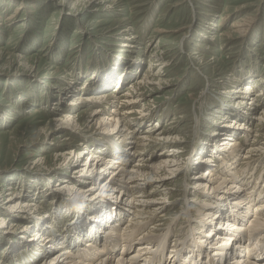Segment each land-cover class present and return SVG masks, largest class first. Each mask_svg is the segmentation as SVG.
Instances as JSON below:
<instances>
[{
    "label": "rangeland",
    "instance_id": "rangeland-1",
    "mask_svg": "<svg viewBox=\"0 0 264 264\" xmlns=\"http://www.w3.org/2000/svg\"><path fill=\"white\" fill-rule=\"evenodd\" d=\"M110 5L112 7L108 9ZM239 19L249 25L245 33L231 29V25ZM130 27L134 28L131 37L137 36L133 44L127 40L129 34H122ZM227 32L231 33L224 35ZM135 44L137 47H133ZM130 55L138 60L140 68L119 85L113 81L107 87L110 91L121 87L120 93L128 92V84L132 80L143 77L147 70L156 78L153 74L161 70L158 84H149L143 90L146 107L142 101L137 107L147 108L143 110V113L147 112V117L144 116V121L139 125L140 130L133 135L139 136L149 125L158 123L166 126L167 122L178 119L172 131L183 135L185 152L179 153L177 157L183 168L190 164V160L195 164L187 166L184 176L181 174L170 179V187H153L156 184L154 181L146 187L147 194L156 192L157 198L151 200L154 204L150 207H159L155 219H160L163 227L169 224L168 230L173 229L168 242H165L166 250L162 256L171 260L170 252L174 251V264H185V259H176L179 248L176 241L182 236L199 237L208 227L207 223L203 226V220L199 217L202 213H198L201 199H232L236 191L229 186L234 183L236 187H241L240 183L235 182L236 179L232 181L226 176L222 177L227 182L215 189H205L206 192L195 187L193 182L196 179L186 182V176L202 175L204 171L216 169L218 165L219 170L225 169L220 164L227 163L226 158L219 151L223 139L240 140L242 145L240 152L235 153L236 159L229 162L234 170H238L237 174H233H245L247 182H251L249 191L253 190L256 181L257 185L262 186V194L256 202L250 199V205L264 201V151L251 157L244 154L248 148L264 142L258 136L264 134V126H255L251 131L242 127L250 120L255 123V115L264 109V0H0V220L7 218L3 224L0 222V264L2 261V264H29L36 260L34 264H42L60 252L54 249L59 244L57 240L47 247L45 243L49 253L40 259L36 256L37 250L26 252L25 247H11L13 242L17 245L16 241L22 236L36 237V222L47 224L59 233L69 232L75 219L82 218L86 214L84 212L91 215L93 207L96 209L110 203L117 208L126 204V198L122 199L123 194L119 190L107 188L109 184L104 182L111 175L101 171L100 165L96 168L99 177L94 189L90 185L96 180L83 183L81 177L72 172L87 161L92 146L90 138L107 133H112L109 137L118 140L127 148L128 155L134 156L125 163L126 169H130L137 159V154L133 153L135 137L131 135L127 138L124 134L115 133L118 131L113 129L115 126L112 124L91 126V123H86L88 114H81L83 117L80 122L84 125L76 132L81 133L80 137L74 138L73 144H68L66 137H69L70 130L59 133L51 120L54 115L64 113V108H75L76 115L84 109L89 110L87 101H74L77 96L91 92L87 90L90 86L82 79L96 71H104L106 66L121 58L127 56L128 60ZM157 59L167 64L153 66L150 60ZM250 77L255 80L252 82L253 89L261 94L260 103L253 106L249 102L250 98H243L240 93ZM60 90L71 92L64 94L61 99ZM244 102H248V105ZM231 105L241 107L242 113L236 109L231 112ZM110 108L108 106L106 112H110ZM135 113L134 118H137L141 112ZM180 115H184V119ZM208 137L211 140L203 146L205 151L200 161L197 150L201 151V143L208 141ZM98 141H105V138ZM80 144L83 147L88 144L89 147L79 159V165L67 164L73 160L74 153L82 148ZM166 144L158 142L156 148L160 155L157 159L170 156L166 148L173 145ZM112 169H115L114 166ZM64 173L73 176V180L67 179L79 180L80 185L68 186L67 179L61 178ZM165 193L168 196L166 199L163 198ZM11 197L15 199L10 201ZM163 200H166V206L161 209L160 202ZM17 201H26L29 207L22 204L21 207L13 208ZM245 205L248 206V203ZM203 206L204 212L211 208ZM122 209V228L120 231L115 230L119 235L128 218L133 216L131 206ZM255 209H251L252 212ZM220 210L219 222L228 221L225 213L228 211ZM252 212L240 224L249 226L250 217H254ZM229 217L232 218L230 214ZM152 225L153 222H148L143 232L146 234L148 229H155ZM223 226H220L221 230L225 231ZM115 227L120 228V225ZM105 229H98L104 240L111 237L108 232L105 233ZM227 229L237 234L232 231L236 227ZM217 232L212 233L211 240L216 241ZM44 235L41 232L38 236L41 242ZM119 235L114 237L120 242ZM142 239L135 235L129 254L124 244L126 241H122L109 251L105 252L104 248L103 253H97V248L93 247L92 250L97 254L91 262L86 256L79 258L77 255L74 259L81 264H97L104 255L114 252L113 263L116 264L120 252L127 258L138 249L140 243L145 242ZM88 240V237L84 238L77 247L82 250ZM221 241L220 237L217 242ZM233 243H238V246L243 244L237 239ZM216 245L203 254L206 256L218 251ZM162 248L157 247L150 257L157 255ZM238 248V252L243 255L242 247ZM215 258L216 261L219 259L218 256ZM207 259L208 255L205 261ZM66 262L61 264H69ZM260 262L264 264L263 259Z\"/></svg>",
    "mask_w": 264,
    "mask_h": 264
},
{
    "label": "bare ground",
    "instance_id": "bare-ground-1",
    "mask_svg": "<svg viewBox=\"0 0 264 264\" xmlns=\"http://www.w3.org/2000/svg\"><path fill=\"white\" fill-rule=\"evenodd\" d=\"M110 7L112 6L110 5L107 8L109 9ZM232 28L234 30H239L242 33H245L247 30H249V25L244 24V22H242V19H239L231 25V29ZM133 29L134 28L130 27L128 29H125L122 33L124 34V36H127V34H129V36H127V40H129V42L132 44L136 43L134 41V37H137H131V35H133ZM230 33L231 32H227V34L224 35H228ZM124 45H127V43H125ZM133 47H137V45L135 44L133 45ZM157 53L155 55L158 57L159 54ZM126 58H121L115 63L109 64L105 67L104 71L102 70V72L96 71V73H92L91 76L86 77L84 80L82 79V82H85L90 86L87 90L91 92L88 95H81L79 97L77 96L74 101L75 103H78L80 101H87L88 106H90L89 110L84 109L81 113L76 115L74 113L75 108H64V113L54 115L51 120L52 122H54L56 128L59 129V133H66L65 130H70L68 131L69 137H66V140L69 141L67 142L68 144H73L72 140L74 138L80 137L81 133L77 134L76 132L79 131L78 129H81L84 125V123L80 122L81 118L83 117V115L81 114H88V119L86 120V123H91V126L95 124H112V126H115L113 127V129H117L118 131L115 133H120V135L124 134V137L127 136V138L131 137V135L132 137H135L134 141L136 147H134L135 150L133 153L137 154V159L130 169H126L125 163H128L134 156L128 155L129 151H127V148L120 144L118 140L109 137V135L112 133H107V135H94L90 138L92 140V146L90 147L91 152H89L88 154L89 157L87 158V161L84 164L80 165L77 169L73 170L74 172H72V174L76 173V175L80 176L83 183L92 182L93 180H96L95 183L90 185V187L94 189L96 187L93 186L98 183L99 177V175H97L96 168L100 165L101 171H104L105 173L111 175L110 177H107V180H105L104 182L109 184L107 188L115 191L119 190L120 194H123L122 199L126 198V204H121L117 208H115L114 205L110 203L103 204L102 206L97 207L96 209L95 207H93L91 215H87V212H84L86 214L83 215L82 218L75 219L74 225L69 232L63 231L62 233H59L58 230H52L47 224L44 225L39 222H36V228L38 230L36 237L25 238V236H22L20 237V240L16 241L17 245H15V242H13V245L11 247H25L26 252H35L37 250L36 256L38 257V259H40L45 257V255L49 253V249L47 250V248H45V243L47 247L48 244L54 243V241L56 240L59 241V244L54 249L60 250V252H58L51 259L44 261V263L42 264H61L66 260L68 261L66 263L69 264H81L78 263V261H75L76 258L74 259V257H76L77 255L79 258L84 256L89 257V260L91 262L96 259L97 253L104 252V248L105 252L109 251L115 245L121 244L122 241H126L124 242V244L126 243L127 254H129L130 249L133 245V239L135 235H138V237L140 236V238L142 237L145 242L140 243L138 245V249L135 250L136 252L134 251V253L130 256H127V258L123 257L120 252L121 256H118L119 260L116 264H156L157 262H159L160 264H170V262L172 261V264L175 263L174 251L170 252L169 257H172L171 260L167 259V261L162 256V254L166 250L165 242H168V237L171 233H173V229L168 230L169 224L166 227H163L164 224L160 223L161 220L155 219V216H157V214L155 213L157 211V208L159 207H155L154 209H150V207L154 204V199L157 198L155 196L156 192H148L147 194L146 187L151 184L152 181L156 183L153 187H170L169 181H171L173 178L178 177L181 174L182 176H184V172L187 169V166L190 167L191 164H193V160H190V164H187L183 168L182 164H180L179 162V156L177 157L179 153L185 152V139H183V135L176 134L174 131H172L173 127H176L174 126V122L177 123V118V120L175 121L172 120L170 123L167 122L168 125L166 126H162L161 124L159 125L158 123L153 126L149 125L143 130L142 133L139 134V136L136 137L135 135H133L135 131L140 130L139 125L144 121V116L147 117V112L143 113V110L147 108L142 109L137 107V104H139L141 101L146 107L147 101H145V93L143 90L149 84H158L157 81L160 80L158 75H160L161 70L157 71L156 74H153L156 76V78H153L151 72L147 70L143 77H138L128 84V92L124 91L120 93L119 90L121 89V87H118V90H115L114 92L110 91L109 89H107V87H109L113 81L119 85L123 82V80L126 81L129 77L133 76V74L140 68V63L135 57L130 55L128 56V60ZM150 63L153 64V66H162L166 62L164 60L157 59L154 61L150 60ZM151 67L152 65H150V68ZM253 78L254 77H250L245 86L243 88L241 87L242 89H240V93H242L241 96L243 98H250L249 102L251 103V106L258 105L261 101V94H257L256 90L253 89L252 82L255 81L253 80ZM72 86L75 87L74 85ZM69 90H71V87L69 88ZM59 92L62 93L60 95L62 99L64 97V94H68V92L71 91L62 92L60 90ZM245 100L246 99H242V101ZM57 104H59V102ZM94 104L96 105L94 106ZM244 104L248 105V102H244ZM108 106L111 107L110 112H106V108ZM57 108H59L58 105ZM235 109L242 113L241 107L237 108L236 106L231 105L229 108L231 112ZM148 111H150V108ZM135 112H141L137 118H134L136 114ZM150 115H152V113H150ZM255 116V123H251L250 120L249 123L242 124V127L245 128L247 131H251L255 128V126H264V109L258 112V114H256ZM179 117L183 118L184 115H180ZM86 126H88V124H86ZM258 136H261L262 139H264V134L261 133L260 135L258 134ZM103 138H105V141H98L99 139ZM106 138H108V140ZM210 140L211 139H209L208 137V141L205 140L201 143V151L197 150L200 161H202L201 154H203L205 151V149H203V146H206V143H208ZM239 141L240 140H228V138H225L220 142L219 145H222V147H219V151L222 155L225 156V160L227 162L225 164H220L222 165V167L224 166V170H219L218 165V170L216 167V169L204 171L202 175L190 176L189 178L186 176V182H189V179H196L193 184H195V187L200 190H211L215 189L216 187H220V185H222L221 183L227 182L226 178H229L232 181L236 179L235 182L240 183L241 187H236L234 183L229 186L230 189L236 191V195H232V199L230 198L228 200H215L208 197L201 199L202 204L201 208L198 209V213L202 212V215L200 214L199 217L203 220V226H205L207 223L208 227H206L205 231L200 234L199 237L191 238L189 236H182L176 241V244L179 247L177 250L176 259L179 258V261H181V258L185 259V264H191L192 262H194V264H263L260 261L262 259L264 261V201L258 202L254 204V206L252 204L250 205L249 203L251 200L253 202H256L257 197L262 194L263 189L260 188L262 186L257 185L256 181L253 190L249 191L250 187L248 186H251V182H247L245 174L244 176L243 174L236 176L233 174H237L238 170H234V168H232L233 166H231L229 162L234 161L236 159L235 153H239L242 149V145ZM158 142L165 144L167 143L166 145H173L170 147L168 146V149L166 148L167 153L170 156L160 157L157 159V157L160 155L158 154L156 148ZM85 143L87 142L85 141ZM81 147V149H78L79 151L77 150L74 153L73 160H70L67 164L79 165V159L86 154L85 149H87L89 146L87 144L85 147ZM263 151L264 142L262 141L258 146L248 148L247 152L244 154L250 155L251 157V155H260L261 153H263ZM230 154H233V157H231ZM122 161L124 162L121 163V165H118L119 162ZM196 161L199 162L198 159H196ZM219 162L221 163L222 161ZM113 166L115 169H112ZM228 174H231L232 176ZM222 176H226V178ZM61 178H70L73 180V176L69 174L65 175V173ZM70 179H67L66 182L68 186L69 184H74L73 186H77V184L80 185L79 180L72 181ZM163 198H168L166 193L163 194ZM9 199H11L10 201H13L15 198L11 197ZM21 202L22 201H17L13 208H16V206L19 205V207H21L22 204H25L26 207H29V204L25 203L26 201L22 203ZM160 203H162L161 209H164L166 206V200H163ZM245 203H248V206L245 205ZM88 205H86V208H89ZM125 205H127V207H125ZM203 205H208L211 208L204 212ZM129 206H131V212L133 216H130L128 218L126 224L123 225L124 230L122 234L120 233L119 235V233H117L115 230L120 231L122 228V208H128ZM112 207H114L113 210L111 209ZM254 207H256V209L252 212L251 209H253ZM233 208H236L238 210ZM220 209H223V211H228L225 212L227 213L228 221L223 223H221V221L219 222V219L221 218L219 215V211H221ZM250 212L254 214V217L252 216L253 214L251 215L252 217H250V225L245 226V224H240L243 219L250 214ZM229 214L232 218L229 217ZM6 219V217H3L0 220L1 224H3L2 222H5ZM114 219H116V222H113ZM204 220L206 222H204ZM148 222H153L152 228L155 229H148V233L145 234L143 231L145 230V225ZM231 224H234V226H232ZM116 225H120V228H116ZM222 225H224V229L226 228L225 231L221 230L220 226ZM105 227V233L108 232V234L111 236L106 240H104L103 236L99 234L102 232L98 230L99 228ZM227 227H236V229L232 231H236L237 234L231 233L230 230L227 229ZM214 231H218L214 238L216 241L211 240V236ZM41 232L45 234L43 237V242L40 241L41 239H38V236ZM143 233L144 235H142ZM115 235H119L121 237L120 242L118 241L119 239H115ZM86 237H88L89 240L84 244V248H82L81 250V248L77 247V245L80 244L82 240ZM124 237L127 240H125ZM217 237H221L222 241L217 242V240L219 239H216ZM235 239H237L241 243L243 242V244H240L241 246H238V242L237 245H235L233 243ZM35 242L37 244H33ZM98 245L100 246L97 247ZM214 245L217 246L218 251L213 252L212 254H207L208 259L205 261L207 255L205 256L203 253H205L206 250H209V248H212ZM86 247L92 248L86 249ZM93 247L97 248V253L92 250ZM157 247L163 248L157 253V255L150 257V254L155 251ZM238 247H242L244 253L243 255L242 253L238 252ZM113 254L115 253L111 252L109 254L104 255L103 259H101V261H99L97 264H114L113 262L115 261V255ZM211 255H214L213 257L218 256L219 259H217L216 261V258L213 259ZM36 261H32L29 264H34ZM2 263L3 261L1 262V264ZM180 264L183 263L181 262Z\"/></svg>",
    "mask_w": 264,
    "mask_h": 264
}]
</instances>
